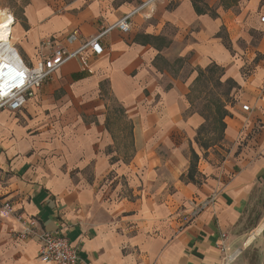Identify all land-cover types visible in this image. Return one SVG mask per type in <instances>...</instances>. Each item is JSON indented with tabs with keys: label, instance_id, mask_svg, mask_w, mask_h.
Wrapping results in <instances>:
<instances>
[{
	"label": "crops",
	"instance_id": "0c3cea01",
	"mask_svg": "<svg viewBox=\"0 0 264 264\" xmlns=\"http://www.w3.org/2000/svg\"><path fill=\"white\" fill-rule=\"evenodd\" d=\"M141 1L18 0L13 43L35 66L43 39L72 53ZM235 4L162 0L129 34L109 32L102 56L87 48L24 109L0 111V264H43L35 239L10 234L22 228L5 203L64 236L78 264H264V0ZM214 66L237 101L217 164L196 143L206 123L191 101Z\"/></svg>",
	"mask_w": 264,
	"mask_h": 264
},
{
	"label": "built area",
	"instance_id": "2783aa9c",
	"mask_svg": "<svg viewBox=\"0 0 264 264\" xmlns=\"http://www.w3.org/2000/svg\"><path fill=\"white\" fill-rule=\"evenodd\" d=\"M141 5L131 14L124 16L114 26L105 28L102 32L92 37L79 49L69 53L51 38H45L40 44V53L35 66L26 65L20 56L15 44L13 43V30L16 25V19L11 11L0 9V23H6L11 17L13 23L9 25L8 37L4 41H0V111L7 110L9 112H17L24 109L28 103L29 95L34 91H38L42 86L50 81L52 77L72 59L80 56L83 52L90 48L95 56H102L104 49L101 46L102 39L109 32L119 29L122 33L129 34L131 31L132 17L136 14L153 10L155 6L162 0H142ZM264 23V18L262 19ZM78 39V32H73L69 37V42ZM15 70L23 73V82L20 78H12L10 73ZM85 72L93 74V71L84 67ZM244 112H250L251 108L248 105H243ZM215 196L210 200L202 203L195 208L192 215L197 216L202 209L212 205L215 201ZM3 212L5 215L13 216L21 225L20 231H11L10 234L14 239L22 241H30L35 239L39 243L40 254L39 258L43 264H78L79 254L75 248H72L69 241L64 236H59L52 233H45L40 229V224L37 219L30 217L17 210L13 204H3ZM229 235L221 234L218 249L226 256L229 250ZM224 264H230L231 261L225 257Z\"/></svg>",
	"mask_w": 264,
	"mask_h": 264
},
{
	"label": "rangeland",
	"instance_id": "374dc122",
	"mask_svg": "<svg viewBox=\"0 0 264 264\" xmlns=\"http://www.w3.org/2000/svg\"><path fill=\"white\" fill-rule=\"evenodd\" d=\"M198 1V0H197ZM203 3L215 1L217 6L223 7V9H232L237 7L235 0H201ZM18 4V0H0V9L11 11L13 13L14 5ZM23 3H21L22 5ZM14 14V13H13ZM220 73L217 72L215 74H207L205 78H203L202 82L195 85L192 90L191 101L193 107L199 112L206 115L209 120L206 125V129L201 131V136H199V140L212 148L207 150L203 154L206 158L210 159L215 164L222 162L228 157V154L231 153V147L228 143L225 142V138L222 137V128L221 124L216 121V115L214 114V105L212 106V102L215 99H222L225 103L224 106L236 108L237 101H235L234 96L225 99L226 89L224 85H219ZM240 105V104H239ZM242 105V103H241ZM240 105V106H241ZM116 106L113 103V107ZM231 111V110H230ZM128 149L125 144V148ZM128 151V150H126ZM190 158L192 159L193 154L189 152ZM197 168V167H196Z\"/></svg>",
	"mask_w": 264,
	"mask_h": 264
},
{
	"label": "trees",
	"instance_id": "16d2710c",
	"mask_svg": "<svg viewBox=\"0 0 264 264\" xmlns=\"http://www.w3.org/2000/svg\"><path fill=\"white\" fill-rule=\"evenodd\" d=\"M236 1V0H235ZM217 71H219V68L217 67H212L210 68L207 73H211V74H215ZM206 75H204V73H201V75L199 76L200 78L198 79V84L202 82L203 78H205ZM219 85H221L219 83ZM227 86V89H226V95H225V99L226 98H229L231 96V94L233 93V90H235L236 88V85L233 81L231 80H228L226 83H225V87ZM214 105L215 109L213 110L214 111V114L216 115V121L219 122L221 124V128H222V137H223V132L224 130L226 129V125L225 123L223 122V120L229 115V112L227 111L226 109V106L225 103L223 102V100L220 98L219 100L218 99H215L213 102H212V106ZM204 119H205V123L199 130L198 132V135H197V140H196V143L199 145V147L203 150V151H207L209 150L210 146L208 145H205L203 144L200 140H199V136H201V131H204L206 129V125H207V122L209 120V118L204 115ZM192 154H193V157H192V161H191V166H190V172H189V175H188V181L190 182H193L195 181V174L197 172V169H196V165H197V162L199 161V155L196 154L194 151H192Z\"/></svg>",
	"mask_w": 264,
	"mask_h": 264
},
{
	"label": "snow or ice",
	"instance_id": "6c2138e0",
	"mask_svg": "<svg viewBox=\"0 0 264 264\" xmlns=\"http://www.w3.org/2000/svg\"><path fill=\"white\" fill-rule=\"evenodd\" d=\"M13 23L12 18L9 17L6 23H0V41H4L7 39L8 37V28L9 25H11ZM10 75L12 76V78H16L19 77L20 78V82H23V73L22 72H17L15 70H13ZM0 94H5L0 92Z\"/></svg>",
	"mask_w": 264,
	"mask_h": 264
},
{
	"label": "bare ground",
	"instance_id": "6f19581e",
	"mask_svg": "<svg viewBox=\"0 0 264 264\" xmlns=\"http://www.w3.org/2000/svg\"><path fill=\"white\" fill-rule=\"evenodd\" d=\"M0 17H1V15H0Z\"/></svg>",
	"mask_w": 264,
	"mask_h": 264
}]
</instances>
